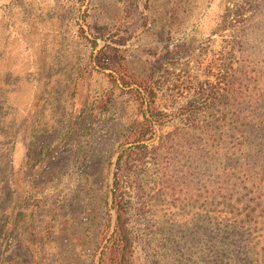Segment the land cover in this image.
<instances>
[{
    "label": "rangeland",
    "instance_id": "374dc122",
    "mask_svg": "<svg viewBox=\"0 0 264 264\" xmlns=\"http://www.w3.org/2000/svg\"><path fill=\"white\" fill-rule=\"evenodd\" d=\"M259 91L264 0H0V264H264Z\"/></svg>",
    "mask_w": 264,
    "mask_h": 264
},
{
    "label": "trees",
    "instance_id": "16d2710c",
    "mask_svg": "<svg viewBox=\"0 0 264 264\" xmlns=\"http://www.w3.org/2000/svg\"><path fill=\"white\" fill-rule=\"evenodd\" d=\"M263 94H264L263 92L259 91L257 95H254V97L258 96L257 100H261L263 97ZM185 111L181 110L182 115H183V112ZM244 112L245 111H240L239 113L243 114ZM193 113L195 114L197 112L194 111ZM246 113L248 115H245L243 119H248L249 111ZM157 115L158 117H160L158 119H162L163 116H161L160 114H156V116ZM250 119L251 120H249V122H242L236 126H233L232 128L233 130H236L238 133H241L242 137L246 140L248 139L246 137V133L247 134L251 132L255 133L254 126H256V124L253 125V123H251L253 118H250ZM230 126L231 124H229V127ZM223 127H227V124H223ZM187 128L188 130H191L192 133L194 134L197 131V124L195 122H189L187 124ZM257 128L259 127L257 126ZM133 133H134V138L132 142L128 143L129 146L126 147V149L124 148L122 150L120 159L125 156L127 159L126 164L127 163L130 164V167H133L132 165L134 162H137L141 165H145L147 163L146 161L147 160L149 161V158L155 159V157L157 156L158 150H160L157 146L155 147L154 145L149 147V142L154 133L153 123L150 120H148L144 115L143 121L137 123L134 126ZM203 134L207 135L209 142L215 141L212 135L210 134V131L209 133L207 130L200 131V136H205ZM198 142L201 143L200 139H198ZM241 147L244 148L246 147V145L242 143ZM161 148L163 149L164 147L162 146ZM227 151L229 150L227 149ZM258 181L259 182L264 181V178L259 179ZM116 196L120 197L122 195L120 192H118ZM119 203L120 201H117L114 204L117 209L116 211L117 219H116V228L114 231L112 242L110 243V254H109L110 256L108 257V261H110L111 263L116 261V264H134L132 260V252H133L132 244H131L130 237H129V232H128L129 230L126 224V212H125L124 206L120 205ZM262 213L263 214L261 218H264V210H262ZM262 231L264 233V230ZM256 246H262L258 252L254 253V256L258 258L255 260V262H259L262 258H264V237L258 244L255 245V247ZM100 264H103L101 260H100Z\"/></svg>",
    "mask_w": 264,
    "mask_h": 264
}]
</instances>
